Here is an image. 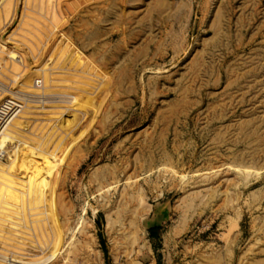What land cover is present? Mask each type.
I'll use <instances>...</instances> for the list:
<instances>
[{"label":"rangeland","instance_id":"obj_1","mask_svg":"<svg viewBox=\"0 0 264 264\" xmlns=\"http://www.w3.org/2000/svg\"><path fill=\"white\" fill-rule=\"evenodd\" d=\"M0 90V264H264V0H0Z\"/></svg>","mask_w":264,"mask_h":264},{"label":"bare ground","instance_id":"obj_2","mask_svg":"<svg viewBox=\"0 0 264 264\" xmlns=\"http://www.w3.org/2000/svg\"><path fill=\"white\" fill-rule=\"evenodd\" d=\"M11 1V0H10ZM67 62V61H66ZM63 64V63H62ZM61 66H63V65H61ZM67 71V70H66ZM67 75V74H66ZM48 78H49V76L47 77V78H44L43 79V81L45 82V84L46 83H48ZM63 82V81H62ZM43 82L42 81H39L37 84H36V87L37 88H42V84ZM61 85V84H60ZM55 86V85H54ZM46 87V86H45ZM50 87H52V86H50ZM48 88L49 90L51 89V88ZM53 88H55V87H53ZM52 88V89H53ZM58 88V87H57ZM64 88V87H63ZM44 89V88H43ZM52 89L50 90V91H52ZM0 91H2V90H0ZM35 91V90H34ZM44 91H46L45 89H44ZM35 92H39V91H35ZM42 93V92H41ZM48 93H49V91H48ZM60 93V92H59ZM58 94V93H57ZM61 94V93H60ZM51 95H54V94H51ZM25 96V95H24ZM40 96V95H39ZM44 95H42V97H43ZM47 96V95H46ZM50 96V95H49ZM48 96V98H50ZM29 97V96H28ZM53 97V96H52ZM51 97V98H52ZM55 97V96H54ZM37 98H38V96H37ZM41 98V97H40ZM47 98V99H48ZM50 98V99H51ZM58 98H59V96H58ZM10 99H16V97L14 96V98H13V96H11L10 97ZM19 100V99H18ZM21 100V99H20ZM30 100V99H29ZM28 100V101H29ZM53 100H55V99H53ZM63 100H65V99H63ZM69 100V99H68ZM23 101V103H25L24 102V100H21V102ZM58 101V100H57ZM33 102V101H32ZM55 102V101H54ZM54 102H53V105H55L54 104ZM49 103L52 105V101L50 102L49 101ZM57 104H59L58 102H56ZM60 103H62V102H60ZM27 105L28 104H30V101H29V103H26ZM24 105V106H27V105ZM31 105V104H30ZM43 104H41V107L43 108V106H42ZM33 107V106H32ZM35 107V106H34ZM40 107V108H41ZM27 108H29L28 106H27ZM23 109H24V107L22 106L21 107V110H20V112L15 116V117H13L10 121H7V123H5L3 126H0V151H2V153L0 154V157L1 156H3V155H8V159H11V156H12V154L11 155H9L6 151H5V149L7 148V145H8V143H12V144H10V146L11 145H13V153H14V155H16L18 158L20 157V156H24V164H25V166L28 168V167H31V166H35V167H38V168H40V163H37V160L40 158V157H38V156H42L43 155V164H44V166H42V167H45V168H49V169H51V167H50V164L49 163H47L46 164V160L49 158V155H47V156H44V154H46L45 153V151L47 150V145L46 144H44V143H47V142H43V143H41V145H40V147L38 146V147H36V145L35 146H32V144L30 143L31 141L29 140V142L28 141H25L26 139L25 138H23V134H24V132H26V131H28V129H27V127L26 126H28L29 124V122H28V120H26V118H25V121H26V123L28 124H25L24 122H23V120H22V118L24 119V117L23 116H21V113L23 112ZM26 110H28V109H26ZM34 110V109H33ZM42 110V109H41ZM31 111V110H30ZM29 112V111H28ZM33 113H34V111H32ZM46 114V113H45ZM29 115V114H28ZM27 114H26V116H28ZM33 116H35L34 114H32ZM32 115H31V117H32ZM30 117V118H31ZM33 118V117H32ZM38 117L36 116V119H37ZM35 119V118H34ZM33 119V121H35ZM32 120V119H31ZM55 120H59L58 119V117H57V119H55ZM43 121V120H42ZM32 123H34V122H32ZM48 123V122H47ZM52 123H54V121L52 122ZM51 123V121H50V125L52 124ZM35 128V127H34ZM53 128V127H52ZM30 131V130H29ZM27 136V135H26ZM38 137V136H37ZM42 138V137H41ZM25 139V140H24ZM40 140H42V139H40ZM38 142H39V139L37 140ZM33 143V142H32ZM33 144H35V143H33ZM39 145V144H38ZM46 148V149H45ZM27 150L28 151V153H24V151L25 150ZM34 149V150H33ZM35 150H36V152H35ZM26 151V152H27ZM42 158V157H41ZM18 160V159H17ZM3 161V160H2ZM8 162V161H7ZM9 164H10V162H9ZM8 164V165H9ZM5 166H6V164H5ZM5 166H3V168H2V164H1V162H0V178H1V180L3 179V175H5L4 173H6V171H7V169H9L8 167L6 168V170L4 169V167ZM39 176V175H38ZM1 180H0V185L1 186H3L4 184L1 182ZM5 182V181H4ZM3 184V185H2ZM26 189H27V191H28V195L30 196V199L32 200V199H37V201L39 200V201H41V202H43V200H46V193L43 191V182L41 183H39V184H36L33 188H31L30 187V180L29 181H27L26 182ZM1 188V187H0ZM6 191L4 192V191H1V189H0V191L1 192H3L2 194H4L5 193V195H9V196H11V198H13L15 201H17L18 199H19V196L17 195V192H19V190H17V189H11V187H10V185L9 184H6ZM3 189V188H2ZM4 190V189H3ZM27 193V192H26ZM26 193L24 194V196L26 195ZM21 194V193H20ZM1 195V194H0ZM2 196V195H1ZM21 197V196H20ZM3 198V197H2ZM1 198V199H2ZM26 198H28V197H26ZM21 200V199H20ZM25 200V199H24ZM4 201H6V200H4ZM2 202V201H1ZM7 202V201H6ZM31 202V201H30ZM16 203V202H15ZM25 203V202H24ZM27 203L28 202H26V206H28L27 205ZM39 202H37L36 204H38ZM22 204V203H21ZM31 205H33V203L31 204ZM31 205H30V208H31ZM39 205V204H38ZM0 206H1V204H0ZM5 206V205H4ZM10 205H8V207H9ZM21 206V205H20ZM34 206V205H33ZM32 206V207H33ZM37 206V205H36ZM35 206V207H36ZM7 207V206H6ZM14 207V206H13ZM16 207V206H15ZM19 207V206H18ZM37 208H38V206H37ZM1 209V208H0ZM8 209V208H7ZM27 209H28V211H27ZM25 211H27L28 212V214H29V216H30V213H29V210H31V209H29V208H27ZM33 209H35V208H33ZM32 209V210H33ZM2 210V209H1ZM0 210V211H1ZM17 210V209H16ZM38 210V209H37ZM12 211H14L15 212V210H12ZM20 210H17V212H19ZM24 210H22V212H25ZM35 211V210H34ZM4 212V211H3ZM2 212V213H3ZM31 212V211H30ZM40 212V211H39ZM1 213V212H0ZM8 213V212H7ZM6 213V214H7ZM24 214V213H23ZM23 214H20L21 216V218L23 217L22 215ZM28 214H26L27 216H28ZM39 214V213H38ZM37 214V216H39ZM9 215V214H8ZM25 215V217H27ZM34 215H35V213H34ZM1 216V215H0ZM11 216V215H10ZM36 216V215H35ZM2 217V216H1ZM0 217V218H1ZM7 217V216H6ZM5 217V218H6ZM15 217H16V215H15ZM19 217V218H20ZM24 217V218H25ZM11 218V217H10ZM18 218V219H19ZM12 219V218H11ZM17 219V220H18ZM26 219V218H25ZM10 220V219H9ZM12 220H14V219H12ZM12 220H10V222L12 221ZM17 220H15V221H17ZM21 221V220H20ZM32 221V220H31ZM37 220H35V222H36ZM9 222V221H8ZM9 222V223H10ZM13 222V221H12ZM19 221H17L16 223H18ZM39 222V221H38ZM21 223V222H20ZM28 223V222H27ZM31 223V222H30ZM32 223H34V221L32 222ZM1 224H4V223H1ZM15 224V223H14ZM25 224V223H24ZM23 224V226H25ZM36 224V223H35ZM9 225V224H8ZM20 225V224H19ZM21 225H22V223H21ZM5 227H7L6 225H4ZM35 226H37V225H35ZM10 227H12V226H10ZM14 228H15V226H13ZM26 227H27V225H26ZM1 228H2V226H1ZM38 228V227H37ZM36 228V229H37ZM6 229H8V228H6ZM13 229V228H12ZM17 229V228H16ZM1 230H3V233H4V229H1ZM14 230V229H13ZM12 230V231H13ZM19 230V229H18ZM20 231H22V230H20ZM21 233V232H20ZM14 234V233H13ZM7 235H8V233H7ZM10 236H11V234H10ZM18 238V237H17ZM20 238V237H19ZM22 239V238H21ZM10 240H14V239H10ZM7 241V240H6ZM5 241V242H6ZM14 241H16V240H14ZM21 241V240H20ZM4 242V241H3ZM8 242V241H7ZM13 242V241H12ZM11 242V243H12ZM25 242V241H24ZM38 242V241H37ZM35 243V242H34ZM33 244V243H32ZM22 246H23V244H21ZM37 245V244H36ZM33 246H35V245H33ZM98 258V257H97ZM98 262V261H97Z\"/></svg>","mask_w":264,"mask_h":264},{"label":"built area","instance_id":"obj_3","mask_svg":"<svg viewBox=\"0 0 264 264\" xmlns=\"http://www.w3.org/2000/svg\"><path fill=\"white\" fill-rule=\"evenodd\" d=\"M22 104L17 99L0 102V126L10 121L21 110Z\"/></svg>","mask_w":264,"mask_h":264}]
</instances>
